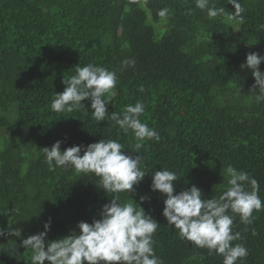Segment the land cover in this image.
Listing matches in <instances>:
<instances>
[{
  "label": "trees",
  "instance_id": "16d2710c",
  "mask_svg": "<svg viewBox=\"0 0 264 264\" xmlns=\"http://www.w3.org/2000/svg\"><path fill=\"white\" fill-rule=\"evenodd\" d=\"M239 3L242 23L209 18L195 0H0V228L22 229L21 237H0V264H32L21 239L44 231L49 220L47 240L54 241L78 233L80 221L99 219L117 194L99 187L94 173L50 171L43 148L59 140L63 151L102 138H118L126 154L143 157V180L130 195H118L159 223L153 240L163 264H223L221 255L180 238L162 215L166 196L150 186L153 170L167 168L179 178L176 192L194 185L203 199L218 198L230 186L231 165L257 180L264 201V101L251 91V71L240 67L248 53L264 55V0ZM212 6L234 12L229 0H209ZM125 59L134 67H122ZM89 63L117 74L104 97L109 116L142 102L140 119L159 142L145 140L133 153L132 131L125 134L108 118L97 123L90 100L72 112L51 109L62 81ZM228 214L242 237L232 243L249 251L237 264H264V209L253 212L251 225Z\"/></svg>",
  "mask_w": 264,
  "mask_h": 264
},
{
  "label": "clouds",
  "instance_id": "9594fccd",
  "mask_svg": "<svg viewBox=\"0 0 264 264\" xmlns=\"http://www.w3.org/2000/svg\"><path fill=\"white\" fill-rule=\"evenodd\" d=\"M234 12L226 13L224 7H209V0H195V6L206 10L209 18L225 15L228 20L239 18L242 23L244 8L239 0H229ZM191 9H189V13ZM168 9L159 10L158 15L164 17ZM264 27V25H261ZM264 62V55L251 52L246 55L241 69L247 68L255 79L251 91L255 99L264 101V71L259 66ZM133 60L125 59L122 67H134ZM62 83L64 91L55 93L51 102L54 112H72L86 108L82 103L90 100L93 119L99 123L106 118L114 121L125 133L129 130L137 141L133 153H139L145 140L159 142L160 135L147 123L141 121L145 105L137 101L134 105H126L122 113L112 112L109 116L105 94H112L117 84V74L102 66L91 63L77 65L75 74L65 78ZM258 90V93H257ZM143 91V89H139ZM61 141L51 147H44L43 153L50 171L57 167H71L79 173H94L100 178L99 187L111 197L109 203L102 206L99 219L91 223L80 221L70 235L58 240H47L51 220L45 222L44 231L21 239L20 246L31 250L32 264H163L155 254L153 236L159 223L146 214L144 208L132 198L126 203L120 201L119 193L135 191L146 175L143 170V157L125 153L124 145L119 139H100L88 145H73L61 151ZM83 152V155L81 153ZM152 191H159L166 196L163 200L162 215L168 224L178 230L181 239L191 242L199 248H206L209 254L215 253L223 257V264H237L249 254L241 243V234L233 231L234 216L238 214L245 225L253 222V212L264 209V201L259 196V185L248 173L238 171L229 165L226 174L229 177L226 191L218 198L203 199L202 191L196 186L176 192L174 181L179 178L175 171L167 168L153 170ZM250 186V190L245 185ZM147 196H141L143 202ZM137 205H139L137 207ZM22 229L7 231L0 228V237H21ZM253 229V235H255Z\"/></svg>",
  "mask_w": 264,
  "mask_h": 264
},
{
  "label": "rangeland",
  "instance_id": "374dc122",
  "mask_svg": "<svg viewBox=\"0 0 264 264\" xmlns=\"http://www.w3.org/2000/svg\"><path fill=\"white\" fill-rule=\"evenodd\" d=\"M0 13H1V11H0Z\"/></svg>",
  "mask_w": 264,
  "mask_h": 264
}]
</instances>
